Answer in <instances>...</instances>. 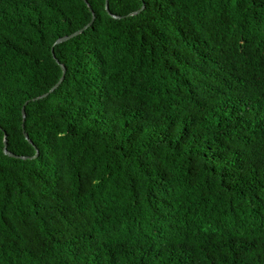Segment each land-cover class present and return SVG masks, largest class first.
I'll return each mask as SVG.
<instances>
[{
  "label": "trees",
  "instance_id": "1",
  "mask_svg": "<svg viewBox=\"0 0 264 264\" xmlns=\"http://www.w3.org/2000/svg\"><path fill=\"white\" fill-rule=\"evenodd\" d=\"M109 7L0 0V264H264V0Z\"/></svg>",
  "mask_w": 264,
  "mask_h": 264
},
{
  "label": "water",
  "instance_id": "2",
  "mask_svg": "<svg viewBox=\"0 0 264 264\" xmlns=\"http://www.w3.org/2000/svg\"><path fill=\"white\" fill-rule=\"evenodd\" d=\"M84 1L86 2V0H84ZM144 8H145V6H143L139 11L130 14L129 16H134V15H138V14H140V13L144 10ZM106 11H107V13H108L110 16H112L114 19H122V18H124V17H122V16H116V15H113V14L111 13V11H110V7H109V0H106ZM94 20H95V16H94V14H93V19H92V21H91L87 26H85V27L82 28L81 30H79V31H77V32H75V33H73V34H71V35H68V36H65V37H62V38L58 39V40L55 42V45H54V46H56V45H60V44H62V43H65V42H67V41H69V40H71V39H73V38H75V37L81 35L83 32H85L88 28H90V27L92 26ZM52 54H53V57L55 58L54 49H52ZM58 63H59V62H58ZM61 68H62V70H63V75H62L61 79L59 80V82H58L56 85H54V86L49 90V92L45 93V94L42 95V96H39V97L33 99V101H37V100H41V99H45V98H47L50 94H52L54 91H56V90L60 87V85L62 84V82H63V80H64V78H65V74H66V68H65V66H64V65H61ZM22 116H23V129H24V136H25L26 140H27L30 144L33 145V142L30 140L29 135H28V133L25 131V126H24V123H25V120H26V105H25V106L23 107V109H22ZM7 146H8V144H7V141L5 140V141H4V154L7 155V156H9V157H12V158L22 159V160H31V159H35V158H37L38 155H39V152H38V150H37L36 155L33 156V157L17 156V155H15V154L9 152Z\"/></svg>",
  "mask_w": 264,
  "mask_h": 264
}]
</instances>
